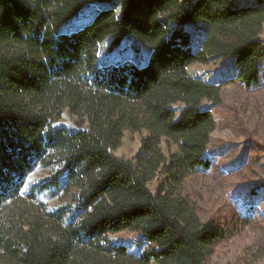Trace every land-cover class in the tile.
Wrapping results in <instances>:
<instances>
[{"label": "trees", "instance_id": "trees-1", "mask_svg": "<svg viewBox=\"0 0 264 264\" xmlns=\"http://www.w3.org/2000/svg\"><path fill=\"white\" fill-rule=\"evenodd\" d=\"M93 4L85 23L63 29ZM199 22L205 35L192 49L186 26ZM263 26L264 5L236 0H0V210L38 166L52 172L30 197L62 200L0 236L1 264H204L221 232L182 185L209 167L214 120L201 103L220 102V85L187 67L230 57L250 86ZM125 37L148 46L144 61H99L101 42L111 52ZM64 110L76 129L55 125ZM124 130L146 132L134 161L112 153ZM121 231L145 248L136 255L110 238Z\"/></svg>", "mask_w": 264, "mask_h": 264}, {"label": "rangeland", "instance_id": "rangeland-1", "mask_svg": "<svg viewBox=\"0 0 264 264\" xmlns=\"http://www.w3.org/2000/svg\"><path fill=\"white\" fill-rule=\"evenodd\" d=\"M236 1L237 4L264 5V0ZM85 6L63 26L64 30L87 21L96 6ZM186 29L192 35V49L200 46L206 24L199 22ZM258 39L264 46V26ZM109 40L99 44L100 62L127 59L138 63L147 57L148 46L133 37H125L111 52L107 50ZM187 71L190 76L220 85V102L203 100L201 103L211 111L214 120L206 151L209 167L196 168L184 178L182 185L186 202L196 210L201 221L221 232L204 264H264V54L258 61L256 81L250 86L236 77L237 68L230 57L218 55L205 64L191 63ZM55 125L76 129L75 117L64 110ZM145 134L144 130H124L112 153L134 161ZM161 148L167 153L164 140ZM175 149L174 145L170 146V152ZM50 172V167H36L26 177L18 197L0 210L1 237H11L17 228L23 229L30 220L41 216V205L52 210L62 202L60 195L49 191L35 193L34 199L30 197L33 185ZM154 185L155 181L149 183L151 189ZM110 238L136 255L146 246V242H140L138 234L129 231L115 233ZM3 258L0 249V264Z\"/></svg>", "mask_w": 264, "mask_h": 264}]
</instances>
